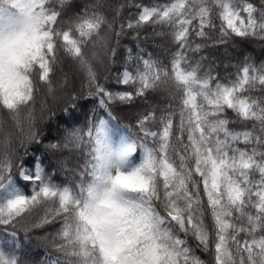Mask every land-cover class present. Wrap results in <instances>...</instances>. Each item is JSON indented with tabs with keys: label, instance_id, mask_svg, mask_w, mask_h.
<instances>
[{
	"label": "snow or ice",
	"instance_id": "1",
	"mask_svg": "<svg viewBox=\"0 0 264 264\" xmlns=\"http://www.w3.org/2000/svg\"><path fill=\"white\" fill-rule=\"evenodd\" d=\"M125 7L140 11L117 25ZM149 23L175 45L167 65L140 47ZM217 28L219 43L264 41V0H0V264H23L21 230L53 225L63 259L50 264H208L198 251L212 264H264V61L245 56L234 78L214 75L204 49ZM126 29L137 44L110 89L98 49L115 65ZM66 60L83 74L79 91ZM162 89L168 102L149 103ZM64 95L72 112L46 145L47 169L39 157L25 166L21 150L43 144L39 126ZM79 100L96 106L83 123ZM138 102L133 132L111 106ZM53 169L72 179L57 183Z\"/></svg>",
	"mask_w": 264,
	"mask_h": 264
},
{
	"label": "trees",
	"instance_id": "2",
	"mask_svg": "<svg viewBox=\"0 0 264 264\" xmlns=\"http://www.w3.org/2000/svg\"><path fill=\"white\" fill-rule=\"evenodd\" d=\"M91 2V0H73V3L76 5H80L83 3ZM169 0H107V3L110 5H118V4H133V5H144V6H152L154 4H165L168 3ZM140 9L136 7H125L121 12L117 20V25L119 23H126L128 19H134L135 16L139 13ZM106 14L111 19L112 16L115 15L111 9L106 10ZM219 25V20L216 21ZM162 31L167 33V28H162L159 25L151 26V24L144 25L141 29H139L140 35H147L149 38L147 40L139 41L140 47L145 48L148 52H151L154 56L159 57L164 64H168L169 53L170 51L175 50V45L172 44L171 37L169 35H159L153 36L152 33L154 31ZM118 30V27H117ZM126 35L120 38V46L117 48L116 55V64L108 67V60L106 55L103 57L100 52L102 49H98L99 56L101 57L102 64L99 70V64L96 63L95 67L98 73L101 76V82L103 81V76L107 74L109 76V80L106 83V87L110 89H115L117 86L113 83L112 77L116 73L122 71V65L125 59V46L131 47L135 49L137 41L132 39L134 35L132 30L126 29ZM211 39L207 41V47L204 49V54L208 57L209 62L212 64L213 74L218 75L220 78H234L233 73L236 72L235 65L240 64L245 56H251L254 61L259 64L261 61H264V41L255 40V39H242L239 37L231 36L225 37L224 43L217 42L219 37V29L217 28L215 31L210 33ZM115 36L112 34V42H114ZM197 42H201L199 38H197ZM111 46V42H110ZM104 54V53H103ZM76 66L72 63L71 60H66L63 65V73H66L68 76V88L79 91L81 88V82L83 80V74L81 73V78H78V74L76 72ZM62 73L57 74V79H59ZM179 94H177L178 96ZM168 102V91L166 89H162L154 95L149 97V103L158 104L163 107ZM70 100L66 96V100L61 98L56 103L55 115L46 122L40 124V130L42 132L43 144L36 145L30 144L28 146V154L24 155L21 150V156L25 163V166L31 167L32 162L35 158L39 157L44 161V166L47 169L48 161L51 159V153L47 150L46 145L49 142L53 141V138H58L64 127V117L65 113L63 109L65 107L68 108L69 113L72 112L70 107ZM86 104L87 106L81 108V105ZM39 103L36 105L37 116H39ZM95 104L84 100L77 101V111L76 116L79 118L81 123L84 120V113L91 111L95 108ZM112 114L116 117L117 121H119L121 126L130 127L131 131L136 132L137 129L135 127V116L138 111H142L147 105L143 102H138L134 107H128L125 105H113ZM239 128V125H236ZM15 132V129L13 130ZM36 149V151H33ZM53 179L57 183H61L62 181L71 180L72 177L65 171H57L53 169ZM23 186V182H21ZM27 191V188H25ZM58 225L46 226L42 229H36L29 231L27 233V237L25 238V233L21 230L18 235L20 236V244L19 250L15 253L23 262V264H50L52 260L57 258L63 259L62 253L58 252L54 247L53 242V234L56 232ZM47 237V238H46ZM58 242V241H57ZM197 255L201 257V259L208 262V264H212L211 261V253H203L197 252Z\"/></svg>",
	"mask_w": 264,
	"mask_h": 264
},
{
	"label": "rangeland",
	"instance_id": "3",
	"mask_svg": "<svg viewBox=\"0 0 264 264\" xmlns=\"http://www.w3.org/2000/svg\"><path fill=\"white\" fill-rule=\"evenodd\" d=\"M104 53V51L102 50L101 52H100V54L103 56V57H105L104 55L105 54H103ZM99 54V55H100ZM99 59H101V57L99 56ZM103 61V60H102ZM99 63V62H98ZM103 63H104V61H103ZM103 63H101V65L99 64V70H100V68H101V66L103 67ZM76 66V65H75ZM76 69H78L77 67H76ZM75 72H76V70H75ZM76 74H78L77 76H78V78H81V72L79 71V70H77V72H76ZM62 98H64L65 100H66V95H64V96H62ZM56 105H54V107H55ZM14 130V128L12 129V131Z\"/></svg>",
	"mask_w": 264,
	"mask_h": 264
}]
</instances>
